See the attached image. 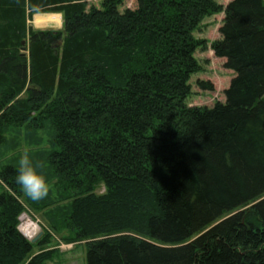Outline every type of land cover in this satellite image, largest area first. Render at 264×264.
Returning a JSON list of instances; mask_svg holds the SVG:
<instances>
[{"label":"trees","instance_id":"16d2710c","mask_svg":"<svg viewBox=\"0 0 264 264\" xmlns=\"http://www.w3.org/2000/svg\"><path fill=\"white\" fill-rule=\"evenodd\" d=\"M125 2L0 0V147L10 127L53 130L40 158L73 193L57 214L87 264H264V0ZM222 12L226 101L189 106L194 33ZM54 13L62 30L29 24ZM18 167L0 169V264H49L54 250L27 262Z\"/></svg>","mask_w":264,"mask_h":264},{"label":"rangeland","instance_id":"374dc122","mask_svg":"<svg viewBox=\"0 0 264 264\" xmlns=\"http://www.w3.org/2000/svg\"><path fill=\"white\" fill-rule=\"evenodd\" d=\"M91 5L100 6L102 0H88ZM232 0H216L218 4L226 8ZM135 7V0H126L121 10L125 8ZM46 17L49 14H36L29 24L36 30H46L52 28L54 30H62L64 27V18L61 16H53V20L48 19L41 21V25L36 23V16ZM225 18V14L219 13L208 16L195 31L194 36L198 40L206 41V47H199L195 52V58L201 65V71L193 74L190 79L192 87L191 95L187 99L189 106L212 108L217 102L224 103L226 101L225 90L229 87L234 73L225 68V60L215 56L212 50V44L221 39L220 28ZM203 83H210L214 87L213 90H204L201 86ZM53 130L47 126L44 129L32 130L28 126L10 127L7 130V144L0 147V169L5 165L13 164L19 166L20 156L27 152L34 162L42 165V174L48 183V193L44 198L51 196L54 205L51 208L34 209L32 203L34 200L28 197L22 187L20 201L23 203L24 212L20 217L19 229L25 237L33 244L31 257L42 251L54 250L56 253L53 260L49 264H87V253L89 240H76V233L70 229L67 221V212L63 216L57 214L60 209L63 213L68 210L72 203L73 193L65 191V187L59 183L58 178L54 176V172L50 171L47 163L40 158V154L46 155L51 150V137ZM50 174H46L49 173ZM67 184V183H66ZM6 190V187L0 186V193ZM105 192L103 184L97 189L96 193ZM69 196L66 198V196ZM65 196V197H64ZM36 200V202L41 201ZM51 214H48L51 211ZM54 211V212H53ZM56 212V213H55ZM30 228H28V226ZM37 240L35 243L34 240ZM49 239L48 243L45 241ZM26 262V263H27Z\"/></svg>","mask_w":264,"mask_h":264},{"label":"clouds","instance_id":"9594fccd","mask_svg":"<svg viewBox=\"0 0 264 264\" xmlns=\"http://www.w3.org/2000/svg\"><path fill=\"white\" fill-rule=\"evenodd\" d=\"M201 155H203V152ZM18 164L17 184L31 199L40 200L44 198L48 193V183L42 174V165L39 162H34L27 152L20 156Z\"/></svg>","mask_w":264,"mask_h":264},{"label":"bare ground","instance_id":"6f19581e","mask_svg":"<svg viewBox=\"0 0 264 264\" xmlns=\"http://www.w3.org/2000/svg\"><path fill=\"white\" fill-rule=\"evenodd\" d=\"M51 18H52V15L51 16L49 15L46 17L38 15V16H36L35 21H36V23H38V25H41V23H42L41 21H46V20L51 19ZM28 228H30V226H28Z\"/></svg>","mask_w":264,"mask_h":264},{"label":"crops","instance_id":"0c3cea01","mask_svg":"<svg viewBox=\"0 0 264 264\" xmlns=\"http://www.w3.org/2000/svg\"><path fill=\"white\" fill-rule=\"evenodd\" d=\"M49 15H50V16L52 15V18H53L54 15H55V16H59V17H61V16L63 17L62 14H58V13L49 14ZM49 15H48V16H49ZM52 18H51V20H53ZM48 29H52V28H48Z\"/></svg>","mask_w":264,"mask_h":264},{"label":"water","instance_id":"95a60500","mask_svg":"<svg viewBox=\"0 0 264 264\" xmlns=\"http://www.w3.org/2000/svg\"><path fill=\"white\" fill-rule=\"evenodd\" d=\"M25 44V43H24ZM23 51H25V48H23ZM37 240L35 239L33 242L35 243Z\"/></svg>","mask_w":264,"mask_h":264}]
</instances>
